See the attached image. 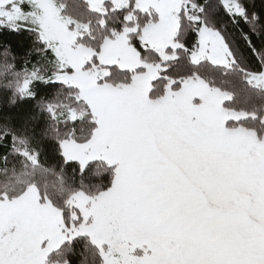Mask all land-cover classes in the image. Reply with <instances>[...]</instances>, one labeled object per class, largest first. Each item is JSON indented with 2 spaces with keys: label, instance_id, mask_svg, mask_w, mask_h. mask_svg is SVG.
I'll return each instance as SVG.
<instances>
[{
  "label": "snow or ice",
  "instance_id": "snow-or-ice-1",
  "mask_svg": "<svg viewBox=\"0 0 264 264\" xmlns=\"http://www.w3.org/2000/svg\"><path fill=\"white\" fill-rule=\"evenodd\" d=\"M0 264H264V0H0Z\"/></svg>",
  "mask_w": 264,
  "mask_h": 264
}]
</instances>
